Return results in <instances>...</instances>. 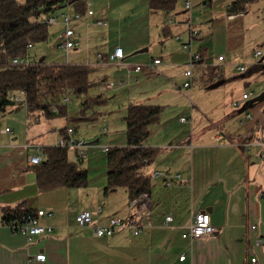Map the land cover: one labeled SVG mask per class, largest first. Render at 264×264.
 Listing matches in <instances>:
<instances>
[{"label":"crops","instance_id":"obj_1","mask_svg":"<svg viewBox=\"0 0 264 264\" xmlns=\"http://www.w3.org/2000/svg\"><path fill=\"white\" fill-rule=\"evenodd\" d=\"M187 1L192 2L191 9L186 8ZM233 2L207 0L200 8L201 15H205L201 23L207 26L209 38L214 37L215 41L221 38L223 51L218 57L224 56V60L219 62L214 55L213 61L201 57L193 67L192 77L185 75L191 67L192 54L204 53L201 46L194 50V42L201 36L203 28H194L193 17L199 12L194 13L193 0H184L181 8L179 2L171 14L153 11L161 16L157 28L161 53L143 64L142 71L135 72L134 68L139 64L130 63L126 50L116 46L125 51L124 60L112 65L117 71L124 70L130 77L134 76L135 81H139L138 76L146 70L166 76L168 83L159 76L153 78L154 93L159 98L175 100V88L182 87L192 106H195L192 94L197 93L205 101L203 106L210 107L208 112H213L212 118H200L202 123L198 124L200 120L195 123L192 114L188 118H174L181 111L175 113L176 110L162 104L165 110L159 123L153 125L156 133L153 135L152 131L146 142L147 147L157 148L158 154L142 170L152 181L150 198L153 206L148 211L132 204L128 190L125 192L128 203L113 208L95 207L88 202L79 204L75 200L70 203L74 190L67 188L41 192L32 169L34 165L29 163L30 156L37 153L32 145L43 147L45 160V148L57 146L71 127L58 134L55 143H50L48 132L51 130L40 129L44 127L41 125L42 113H30L25 103L24 109L17 103L12 108L0 109V264H250L253 257L258 259V264H264V250L256 246L251 231L254 223L260 225V231L264 228V200L261 197L264 147L259 143L264 140L261 122L264 101L253 106L250 105L252 100L243 98L240 102L234 101L233 106H228V101L222 102L234 97L231 91L236 86L242 88L243 95L250 92L252 85L260 92L257 95L264 94V1H261L262 14L255 20H248L249 12L230 13ZM89 17L94 24L97 18L101 19L95 11ZM259 19L262 44L250 59L246 52L253 41L251 31ZM249 22L253 23L249 25ZM193 29L199 33L195 37L191 36ZM76 37L80 42L77 34ZM183 43H191L192 50L185 51ZM116 47L106 53L113 52ZM257 52H261L259 57H256ZM98 54L84 64L110 66L101 65ZM155 59H160L161 63L151 69ZM252 62V69H249L246 64L249 66ZM239 66H245L246 70L240 71ZM238 74L245 76L238 79ZM221 80L223 84L212 88L215 81ZM187 82L192 83L190 88L185 87ZM31 114L39 121H31ZM182 118L187 120L182 122ZM177 122L189 125L188 129L175 130ZM6 128H10V132H3ZM148 167L151 172L146 171ZM156 172L169 174L172 184L168 185L162 177H153ZM119 191L103 194L109 200ZM15 208L52 212V216L41 218L40 223L52 227L53 231L29 241L26 235L14 231L4 220L5 210ZM99 208H102L101 213H98ZM84 211L93 213L91 225L81 226L77 222V216ZM204 211L210 214L215 233L202 238H183L193 218ZM133 216L140 217L143 226L140 234H135L129 226L112 236L99 237L94 233L96 225L107 224L113 217L127 219ZM168 216L172 220L166 224ZM39 254H44L46 259L36 260ZM182 255H186L184 261L180 259Z\"/></svg>","mask_w":264,"mask_h":264},{"label":"rangeland","instance_id":"obj_2","mask_svg":"<svg viewBox=\"0 0 264 264\" xmlns=\"http://www.w3.org/2000/svg\"><path fill=\"white\" fill-rule=\"evenodd\" d=\"M205 1L207 0H193V11L194 13L199 12V15L196 13L193 17L194 28H203L201 36L194 42V50L201 46L205 59L213 61V55L218 57V54L222 53L223 49L221 38H218L217 41H215L214 37L209 38L210 32L207 31V26L204 22L201 23L205 15H201L200 8L204 7ZM179 2V7H183L185 4L184 0H179ZM82 4L85 6L86 11L90 9L95 11L96 16L107 24L103 26L94 24L92 18L88 15H85L82 20L73 21L72 28L79 36L80 45L77 49H72L68 53L58 48L60 42L59 33L63 31L62 25H51L49 41L35 44V47L30 51V57L35 62L84 64L89 59L94 60V57L99 52H109L118 45L126 50L127 59L130 63L139 65L151 62L156 55L161 53L160 43H158L160 31L157 30L158 26H160L158 20L161 16L150 10L149 0H83ZM78 7L74 4L69 5L56 11L54 17L59 19L63 13L74 15L77 13ZM249 13L248 20L260 18L262 14L261 1L254 4L250 8ZM250 23L249 25L253 22ZM261 31L259 19L257 26H254L251 31L253 41L248 45V51L246 52L250 59L254 58V53L261 48ZM108 65L110 66H91L90 79L92 87L87 95L78 96L69 90L72 95V101L67 105V116L57 117L52 120H47L45 117L41 118V125L44 127L40 129L46 127L51 130L48 132L50 143H55L58 134H61L62 130L72 127L74 129L73 138L85 144L82 148L85 153L81 166L88 171L89 183L83 188L66 189L74 190L70 195V203L75 200L79 201V204L88 202L94 206L96 205L95 207L102 206L105 208H108V206L112 208L119 207L126 202L128 203V195L125 193L127 192L126 188H119L118 190L120 191L109 200L104 197L103 192L108 184V152L104 151L103 148L126 145L127 123L124 117L128 113L130 104L168 105L173 110H176L173 111L175 113L181 111L174 118H179L180 116L188 118L192 114L194 115L195 123L200 120L197 122L198 124L202 123L200 118L210 119L213 115V112H208L209 106H203L205 101L197 93L192 94V100L195 104V106H192L188 94L185 93L182 87L181 89L178 86L175 88L174 93L177 94L175 100L159 98L157 93H154L155 84L153 78L159 76L164 82L168 83L166 76L146 70L138 76L139 81H135L134 76L130 77L124 70L117 71L112 66L113 63ZM252 65L253 62L249 66L246 64L249 69H252ZM244 76L238 74V79ZM103 79H105V82L102 83ZM122 80L126 82L123 87L120 86ZM106 82H114L116 84L115 88L108 91L102 90V85L98 86L100 83L104 84ZM223 82V80L215 81L212 88L223 84ZM249 91L254 92V94L260 93L255 85H252ZM231 92L234 95L232 99L222 100V102L228 101V106H233L234 101L240 102L243 98V90L240 86L234 87ZM47 99L50 100V97H47ZM86 99L88 100V105L85 106L84 101ZM98 101L100 102L99 104ZM17 106H21L22 109L25 107L23 103H17ZM191 122L193 123V120ZM188 126L179 122L174 124L177 131L186 130ZM152 131L154 135L156 133L155 126H152ZM69 157L73 161H79L78 154L71 148H69ZM146 171L151 172L152 170L148 167ZM156 188L159 190V184Z\"/></svg>","mask_w":264,"mask_h":264},{"label":"trees","instance_id":"obj_3","mask_svg":"<svg viewBox=\"0 0 264 264\" xmlns=\"http://www.w3.org/2000/svg\"><path fill=\"white\" fill-rule=\"evenodd\" d=\"M262 0H234L229 12L248 13L250 8ZM264 1V0H263ZM83 0H0V109L15 105L14 93L25 94V104L30 113H42L47 120L67 116V104H61L62 93L71 90L75 95H87L92 82L91 66L87 64H48L35 62L32 66H11V61L21 55L30 54L29 42L46 43L50 39L51 25L45 20L69 5H76L80 14H85ZM179 0H149L152 11L171 14L177 9ZM204 53L201 54V57ZM34 60V59H33ZM50 97V100L47 99ZM100 102L98 101V104ZM58 106V113L53 111ZM88 105V100L84 101ZM253 106V102H250ZM165 110L163 105L130 104L124 117L127 123L125 146L108 149V184L105 195L119 188H126L130 201L151 194V177L142 172L158 154L157 148L146 146L151 136V127L160 121ZM65 133V130H62ZM45 160L34 165L38 189L43 191L61 188H83L89 183L88 171L81 166L82 159L73 161L69 147L45 148ZM153 203H150V207ZM33 209H6L5 221L36 213Z\"/></svg>","mask_w":264,"mask_h":264},{"label":"built area","instance_id":"obj_4","mask_svg":"<svg viewBox=\"0 0 264 264\" xmlns=\"http://www.w3.org/2000/svg\"><path fill=\"white\" fill-rule=\"evenodd\" d=\"M186 8L187 9H191L192 8V2L191 1H187L186 2ZM88 15L89 16H93L94 15V11L93 10H89L88 11ZM83 18V14H80L79 12L75 13L74 15H70L67 13H63L60 16V20L58 19V17H50L48 19L45 20L46 23L54 25V24H60L63 27V31L60 32L59 34V39L60 42L58 44V48L61 49L62 51H64L65 53H68L70 50L72 49H76L79 47L80 42L76 37V33L75 30L72 28V23L73 21L77 20H82ZM60 21V22H59ZM169 22L171 23V20H169ZM96 23L98 25H106L107 23H105L104 21H102V19L97 18L96 19ZM199 33L197 31H195L194 29L191 30V36L195 37L197 36ZM178 40L182 41L181 37H178ZM35 47V43L33 42H29L28 43V50L31 51L33 48ZM183 49L185 51H191L192 50V45L191 43H183ZM261 55V52H257L256 53V57H259ZM125 58V51L122 47H116L115 50L111 53H99L97 56V60L101 65H106V64H110V63H121ZM201 59V54L200 53H193L192 54V60H191V67L189 70L186 71L185 75L188 77H192L193 76V67L195 65V63ZM224 60V56H219L217 58V61L222 62ZM35 63V61L30 57V54H24L21 56H18L16 58H14L11 61V66H16V67H28V66H32ZM161 63L160 59H155L153 61L152 66H150L151 69H155V67L157 65H159ZM144 68V66L142 65H136L134 68L135 72H140L142 71ZM238 69L240 71H245L246 67L245 66H239ZM191 82H187L185 84L186 88H190L191 87ZM116 86V84L114 82H106L104 84H102L101 88L102 90H112L114 89ZM120 86L123 87L125 86V82L121 81L120 82ZM71 92L69 90H65L62 93V101L61 104H70L72 101V97H71ZM259 95L254 94V92H249V93H245L243 95V99L244 100H253L255 97H257ZM11 100H13L15 103H24L25 102V94L23 92H19V93H14L11 96ZM53 111L58 113L59 109L57 105H53ZM249 117H251V115L249 114ZM30 119L31 121H39V118L36 115H30ZM187 119L186 118H182L181 121L185 122ZM261 122L264 124V118L261 120ZM3 132H10V128H6L3 130ZM74 134V129L68 128L67 129V136L61 138V140L58 142V146H62V147H69L73 150L76 151V153L78 154V156L83 159L84 156V151L82 150V148L85 146V144H82L80 142H78L77 140H75L73 138ZM259 143L264 147V140H260ZM33 147H35L36 149V154L33 156H30L29 158V163L31 165H39L44 161V155H43V147L40 145H32ZM109 148L105 147L104 151H108ZM154 177L158 178V177H162L165 180L168 181V185L172 184V179L171 176L169 174H165V173H161V172H156L154 174ZM178 178H180V176H178ZM262 199L264 200V190L261 194ZM150 203H151V198L150 195L148 193H144L141 195V197L135 199L134 201H132V204L134 206H138L141 209H143L144 211H148L150 208ZM102 212V208H99L98 213ZM53 213L52 212H48L45 210H38L36 213L33 214H27V215H23V216H19L13 220L10 221H5L6 224L11 227L14 231L16 232H20L24 235H26L29 239V241H32V239L36 236H39L43 233L46 232H52L53 228L49 227V226H44L40 223V219L41 218H47L52 216ZM172 220L171 216H168L166 218V224H168L170 221ZM77 222L81 225V226H87V225H91L93 223V213L90 211H84L81 212L78 216H77ZM263 227H264V221H263ZM124 226H129L132 227L134 229V233L135 234H140L143 230V226L141 224V220L139 216H133L127 219H121V218H117V217H113L109 220V222L107 224H103V225H96L95 229H94V233L96 236L99 237H103V236H112L113 234H115L119 229L123 228ZM251 231L253 232V234L255 235V239H256V246H259L261 248H263L264 250V228L263 231H260V225L257 223H254L251 226ZM215 233V227L212 224V219L211 216L208 212L204 211V212H200L198 213L194 218L193 221L191 223V225L187 228V230L183 233V238L187 239V238H202L205 236H210L213 235ZM36 260L39 261H44L46 259V256L44 254H39L36 256L35 258ZM180 259L182 261H184L186 259V255H182L180 257ZM259 261L256 257L251 258L250 264H258Z\"/></svg>","mask_w":264,"mask_h":264},{"label":"water","instance_id":"obj_5","mask_svg":"<svg viewBox=\"0 0 264 264\" xmlns=\"http://www.w3.org/2000/svg\"><path fill=\"white\" fill-rule=\"evenodd\" d=\"M65 7H63L62 9H64ZM146 50V49H145ZM145 50H142V51H145ZM141 51V52H142ZM264 101V94H261V95H259V96H257V97H255L253 100H252V102H253V104L254 105H257V104H259V103H261V102H263Z\"/></svg>","mask_w":264,"mask_h":264},{"label":"bare ground","instance_id":"obj_6","mask_svg":"<svg viewBox=\"0 0 264 264\" xmlns=\"http://www.w3.org/2000/svg\"><path fill=\"white\" fill-rule=\"evenodd\" d=\"M51 25V24H50Z\"/></svg>","mask_w":264,"mask_h":264}]
</instances>
